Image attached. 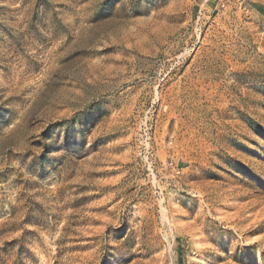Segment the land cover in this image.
<instances>
[{"label": "rangeland", "instance_id": "1", "mask_svg": "<svg viewBox=\"0 0 264 264\" xmlns=\"http://www.w3.org/2000/svg\"><path fill=\"white\" fill-rule=\"evenodd\" d=\"M0 264H264V0H0Z\"/></svg>", "mask_w": 264, "mask_h": 264}]
</instances>
